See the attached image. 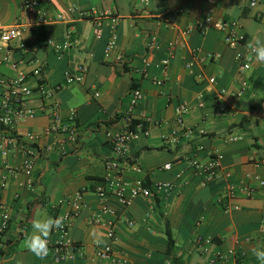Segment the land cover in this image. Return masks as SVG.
Segmentation results:
<instances>
[{
	"label": "crops",
	"instance_id": "0c3cea01",
	"mask_svg": "<svg viewBox=\"0 0 264 264\" xmlns=\"http://www.w3.org/2000/svg\"><path fill=\"white\" fill-rule=\"evenodd\" d=\"M71 5L80 12L95 11L118 18L117 47L108 59L103 54L111 36L109 19L104 20L97 39L91 20L69 13ZM40 8L49 24L35 25L33 17L22 9L21 0H0V26H22L23 41L28 46L45 38L71 42L61 59L50 48L41 47L33 55L13 51L12 59L18 70L26 72L24 63L32 56L44 64L45 83L50 88L59 87L53 99L60 106L63 120L75 115L76 133L72 139L68 134H45L49 111L39 95L32 94L30 105L36 113L16 126L22 138H38L33 148L32 187L22 173L7 176L2 185L5 167H19L23 156L19 150L0 156V200L9 223L0 236V264H117L95 257L93 230L103 233L105 242L100 245L109 242L107 228L90 222L101 208L93 190L102 182L104 163L111 157L105 133L121 127L116 118L127 108L131 83L139 80L135 70L147 56L145 47L150 36L156 37L157 47L148 54L149 77L139 81L144 98L133 114V125H142L149 134L131 145L142 174L131 169L125 179H141L147 184L167 182L174 189L166 195L138 198L128 208L110 199L108 205L115 212L113 248L127 259L126 264H206L207 253L194 243L195 237L202 236L210 238V248L224 253L233 250L242 255L244 264H260L253 249L264 250V188L256 189L251 197L235 196L230 203L238 209L225 210L217 201L224 194L223 181L204 184L190 171L179 179L175 176L184 170L185 158L198 156L207 162L208 154L217 151L234 182L243 183L253 174L264 178V63L254 56L249 69L241 73L235 61L237 54H250L248 45L256 38L264 41V0H257L253 8L249 0H221L216 4L207 0H42ZM179 9L181 13L170 17ZM59 15L65 20H57ZM206 16L214 22H236L242 42L230 47L223 42V32L213 26L204 33L195 28V23ZM117 55L122 56L121 62ZM207 55L213 57L201 60ZM165 59L169 60L167 78L162 86H156L151 78L162 76L155 65ZM80 64L87 67L83 82L66 84L65 74H74ZM0 70L8 77L17 73L10 66ZM209 78L215 83L208 84ZM35 84L30 81L32 88ZM221 90L226 93L218 101ZM94 94H99L98 98ZM180 104L190 108L184 121L194 133L190 140L171 144L175 109ZM221 105L225 112L219 111ZM229 137L237 140L227 142ZM198 146L204 151L197 152ZM168 163L171 170H163ZM77 192L83 193L87 206L69 227L70 238L79 249L76 259L54 263L37 258L25 247L33 220L65 212L67 201ZM109 218L102 215L104 221ZM167 229L173 240L169 253Z\"/></svg>",
	"mask_w": 264,
	"mask_h": 264
},
{
	"label": "built area",
	"instance_id": "2783aa9c",
	"mask_svg": "<svg viewBox=\"0 0 264 264\" xmlns=\"http://www.w3.org/2000/svg\"><path fill=\"white\" fill-rule=\"evenodd\" d=\"M42 0H21V7L24 11L33 17V23L38 26L49 24L50 20L46 17L45 13L41 10L40 4ZM210 4H216L221 0H207ZM146 2V0H141ZM257 0H249V6L255 7ZM69 13H77L79 18H87L91 20L95 38H100L104 26V20L109 19L111 36L107 41L104 48V58L108 59L117 47V35L115 33L118 24V18L110 14L99 13L95 11L80 12L75 5L68 8ZM179 9L170 17H175L181 13ZM57 20L64 21L65 17L59 15ZM213 26L217 30L223 32V42L230 47H235L242 42L243 34L238 30L236 22L218 21L214 22L211 16H206L202 20L195 23V28L204 33L208 27ZM24 29L22 26L5 27L0 26V69L3 66H10L12 69L17 70L14 76H5L0 70V156L5 157L15 150H19L23 156L22 163L19 167L6 166V176L2 177V185L5 184L7 176L13 177L18 173L24 174L28 178L27 185L32 187L30 176L32 175L34 167L33 148L37 143L36 136H28L22 138L16 131V126L33 118L36 110L30 105L31 96L37 93L39 98L43 101L44 108L49 111V124L45 129V134L58 135L68 134L72 139L76 133L74 128L75 115L70 114L67 120H63L60 113V106L58 102L53 99L55 91L59 89L50 88L45 83L43 78L44 64H41L35 57L28 58L24 67L25 70H18L17 62L12 59L13 51H18L22 54L33 55L37 47L50 48L61 59L64 53L71 47L70 41L55 42L50 38L44 40L36 39V41L28 46L23 41ZM157 47L155 36H150L145 47L147 56L142 59L141 67L136 69V74L139 75V80H133L131 87L128 91V104L125 111L119 114L118 122L121 125L118 130H109L105 133V140L111 149V157L104 163V174L102 182L95 186L93 193L96 195L101 203L100 211L91 217L90 222L96 225H101L107 228L106 237L108 244L95 246V257L103 261H113L117 264H126L127 259L121 254L117 253L113 248V243L116 241L114 233L115 212L109 207L110 199H113L121 208H128L138 198H150L155 196L166 195L173 191L174 186L167 182H159L147 184L141 179L128 181L125 179V174L128 170H134L137 174H142V169L138 167L131 154V145L137 141L140 136H148V131L142 125H133V114L135 108L140 104L144 98V93L139 87V81L149 77V68L151 63L148 54ZM254 53L250 51L247 56L237 54L235 61L238 64L239 72L244 73L250 67V63L254 58ZM213 56L207 55L201 60L212 58ZM117 61H122V56L117 55ZM169 60H162L155 68L161 72L162 78L152 77L151 81L156 86H162L167 78V68ZM87 67L85 64L77 66L75 73L65 74V83L79 84L83 82ZM35 81V86L32 88L30 81ZM201 81L200 76L197 77ZM208 84L215 83L214 78L207 80ZM243 87L247 83L243 82ZM226 93L221 90L217 99L221 101L222 96ZM99 94H94L98 98ZM199 107H202V97H198ZM190 108L185 104H180L175 109L174 124L175 129L172 132L171 144H177L179 139L185 141L193 137L194 131L185 125L184 118L189 113ZM220 112H225V107L220 106ZM237 138L229 137L227 142H235ZM197 152L204 151L202 146L197 147ZM222 154L214 151L208 154V161L202 162L198 156L192 158H185L184 170L176 174L179 179L185 173L190 171L193 175L202 178L204 184L223 181L225 183L224 194L218 198V203L224 206L225 210L238 209V206L232 205L230 201L237 195L244 197H251L258 188H264V178L259 175H247L243 183L234 182L232 180V173L225 169L222 165ZM171 164H165L162 169L165 171L171 170ZM252 183L253 185H250ZM83 193L77 192L73 197L67 201L68 210L65 212H56L53 218L64 217V226L60 229H53L49 237V255L45 259H50L54 263H63L73 261L76 259L79 249L70 238L69 227L71 220L75 218L82 209L86 208V203L83 199ZM1 221H0V236L7 230L9 223L7 215L5 214L4 205L0 200ZM102 215L110 217L108 220H103ZM131 226L132 222H128ZM264 232V230H263ZM194 243L201 250L207 253L206 264H220L231 260L230 264H244L242 255L233 250L222 252L216 248H210L212 242L210 238L197 236Z\"/></svg>",
	"mask_w": 264,
	"mask_h": 264
},
{
	"label": "clouds",
	"instance_id": "9594fccd",
	"mask_svg": "<svg viewBox=\"0 0 264 264\" xmlns=\"http://www.w3.org/2000/svg\"><path fill=\"white\" fill-rule=\"evenodd\" d=\"M254 53L255 59L259 63H264V41L259 38L255 43L248 45ZM64 226V217H46L44 219H34L32 222V233L25 239V247L37 258L45 259L49 255V237L53 229H60ZM94 243H104L103 233L93 230L91 233ZM253 255L256 256L260 264H264V250L253 249Z\"/></svg>",
	"mask_w": 264,
	"mask_h": 264
},
{
	"label": "trees",
	"instance_id": "16d2710c",
	"mask_svg": "<svg viewBox=\"0 0 264 264\" xmlns=\"http://www.w3.org/2000/svg\"><path fill=\"white\" fill-rule=\"evenodd\" d=\"M116 119H118V118H116ZM165 233H166L167 243H168L167 253H169V252H171V249L173 247V240H172L171 233H170V230L169 229H167Z\"/></svg>",
	"mask_w": 264,
	"mask_h": 264
}]
</instances>
